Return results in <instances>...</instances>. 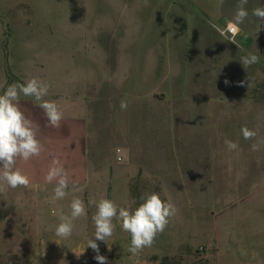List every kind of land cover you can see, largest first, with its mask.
<instances>
[{
	"label": "crops",
	"instance_id": "obj_1",
	"mask_svg": "<svg viewBox=\"0 0 264 264\" xmlns=\"http://www.w3.org/2000/svg\"><path fill=\"white\" fill-rule=\"evenodd\" d=\"M175 1L191 15L187 57L176 62L186 64H176L172 73L162 76L160 86L152 87L145 95L155 111L151 125L161 126L168 131L165 134L172 135L184 124L187 141L174 149L169 141L160 140L147 158L129 167L124 183L131 197L139 201L121 200L122 206L112 194L111 183L102 182L100 173L93 172L81 157L67 156L66 146L61 145L64 156L59 159L69 173V187L67 196L56 201L59 210H53L51 215L45 202L51 200L55 182L44 181L53 159L50 136L45 137V125L48 135L50 127L44 115L37 121L29 118L39 125L37 138L45 150L28 162L17 161L16 167L29 176L31 183L27 188L21 186L27 197L18 194L15 212L20 217L19 206L30 204L25 212L32 214L24 225L26 231L30 229L28 234L16 231L9 236L12 243L19 245L9 252L42 257L46 264H98L85 238L101 198L134 210L143 202L142 197L153 192L163 201L177 200L181 196L177 181L184 180L187 194L182 190L183 196L194 202L190 208L192 223L188 225L195 232L200 222L210 229L203 234L209 249L199 251L197 264H264V91H257L258 84L264 82V20L252 15L253 9L264 7V0H248L245 5L249 15L240 25V48L211 27L224 26L233 19L239 0H173V4H177ZM248 52L258 55L259 62L244 68L240 59ZM242 127L255 131L256 136L245 140ZM226 139L236 142L238 148L229 150ZM253 144H258L259 150L253 151ZM73 183L79 191H73ZM74 196L84 201L87 215L74 221L69 238L57 237L59 215H70ZM198 196L201 203L195 206ZM215 208L217 214L212 211ZM16 220L14 216L11 224ZM113 223L115 231L108 240L116 245L121 237L124 243L131 241L118 217ZM146 256L145 264H152L150 259L159 264L161 259L155 254Z\"/></svg>",
	"mask_w": 264,
	"mask_h": 264
},
{
	"label": "rangeland",
	"instance_id": "obj_2",
	"mask_svg": "<svg viewBox=\"0 0 264 264\" xmlns=\"http://www.w3.org/2000/svg\"><path fill=\"white\" fill-rule=\"evenodd\" d=\"M175 2L0 0V94L8 85L33 77L47 82L50 87L44 99L55 101L63 112L58 128L49 125V135L45 125L52 158L64 156L61 145H65L67 156L81 157L93 172L100 173L102 182L111 183L119 206L121 200L134 198L124 183L129 167L147 158L160 140L176 149L188 138L184 124L172 135L151 125L155 111L145 95L160 86L162 76L172 73L176 64H186L176 62L187 57L191 15ZM257 88L262 93L264 82ZM122 100L128 103L126 110L120 107ZM20 108L36 121L46 116L32 97L21 95ZM177 185L180 198L164 200L175 206L176 214L150 248L133 255L128 251L131 241L124 243L122 237L117 245L96 241L108 264H145L147 254L161 257L159 264L164 258L168 264H197L199 251L209 249L203 234L210 229L200 222L197 232L192 231L188 224L194 202L183 196L186 181H177ZM21 189L5 186L0 192V264H46L42 257L9 252L19 246L9 236L16 231L25 233L24 225L32 214L25 212L30 204L19 206L20 217L15 212L18 194L27 197ZM199 200L198 196L195 206ZM45 203L51 215L59 210L56 201ZM217 209H212L214 214ZM14 216L17 220L12 225ZM86 228L87 243L93 237L94 223ZM155 261L150 259L152 264Z\"/></svg>",
	"mask_w": 264,
	"mask_h": 264
},
{
	"label": "clouds",
	"instance_id": "obj_3",
	"mask_svg": "<svg viewBox=\"0 0 264 264\" xmlns=\"http://www.w3.org/2000/svg\"><path fill=\"white\" fill-rule=\"evenodd\" d=\"M222 2L223 0H221ZM247 3L248 0H239L234 18L227 20L223 27L211 24V27L225 41L236 44L237 48H240L236 40V37L242 32L240 25L249 15L245 8ZM252 15L264 20V7L253 9ZM258 62V55L252 52H248L240 59L244 68ZM224 83L228 85L230 82L225 79ZM244 83L242 81L240 85L243 86ZM49 87L47 82L33 77L23 83L15 82L8 85L3 94H0V192L5 191V186L12 189L21 186L29 187L30 178L16 167L17 161L28 162L33 157H40L45 150L37 138L39 125L29 119L20 108L21 95L32 97L34 101L38 102L51 127L58 128L60 126L63 112L55 101L44 99L48 95ZM120 107L122 110H126L127 101L122 100ZM241 133L245 140L256 136V132L247 127H242ZM225 145L229 150L238 148L236 142L227 139ZM252 150H259V145L253 144ZM44 181L46 184L55 182L53 196L50 198L52 202L62 200L67 196L69 173L60 159L53 158L51 160ZM73 191H79L75 183H73ZM142 200L143 202L134 210L118 207L115 202L107 198H101L96 203V211L91 217L95 231L93 237L87 239V247L96 253L94 259L98 261V264H108L107 257L100 254L99 245L96 241L108 243V239L113 236L116 227L113 223L114 218L118 217L122 222L123 231L131 236L128 251L133 255H138L144 248H150L153 245L157 235L167 227L169 218L176 214L175 206L170 202L163 201L160 195L155 192L142 197ZM69 207L70 215L63 213L59 215L60 222L55 228L57 237L69 238L73 232L74 221L87 215L84 201L77 196L73 197Z\"/></svg>",
	"mask_w": 264,
	"mask_h": 264
},
{
	"label": "trees",
	"instance_id": "obj_4",
	"mask_svg": "<svg viewBox=\"0 0 264 264\" xmlns=\"http://www.w3.org/2000/svg\"><path fill=\"white\" fill-rule=\"evenodd\" d=\"M167 262L168 260L164 258L162 264H168Z\"/></svg>",
	"mask_w": 264,
	"mask_h": 264
},
{
	"label": "built area",
	"instance_id": "obj_5",
	"mask_svg": "<svg viewBox=\"0 0 264 264\" xmlns=\"http://www.w3.org/2000/svg\"><path fill=\"white\" fill-rule=\"evenodd\" d=\"M221 27H223V26H221ZM236 40H237V37H236ZM231 43V42H230Z\"/></svg>",
	"mask_w": 264,
	"mask_h": 264
}]
</instances>
